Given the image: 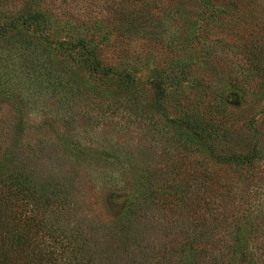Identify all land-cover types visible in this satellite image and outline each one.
<instances>
[{"label":"trees","instance_id":"obj_1","mask_svg":"<svg viewBox=\"0 0 264 264\" xmlns=\"http://www.w3.org/2000/svg\"><path fill=\"white\" fill-rule=\"evenodd\" d=\"M10 2L0 0V5ZM22 2L26 3L15 14L0 16V79L13 76L15 68L24 65L37 72L39 87L75 105L89 101L98 87L106 86L118 92L116 104L123 113L139 117L141 79L129 64L108 63L100 54V44L112 36L110 31L97 35L104 21L101 17L93 21L71 17L74 24L65 22L60 37L53 27L54 15L36 0ZM152 2L164 4V13L172 11L168 18L173 20H183L185 7L193 5L187 16L195 20L187 21L186 32L179 37L187 44L204 42L216 21L222 28L240 29L236 10L232 20L226 21L224 0H110L103 9L116 20L117 37L128 41L131 36L154 34L149 30L155 22ZM247 29L250 40L244 47L253 70L246 73L242 85L230 79L215 89L207 78H199L197 70L191 74L200 64H208L212 48L204 43H194L200 55L178 61L177 75L153 68L146 80L153 92L150 112L157 121L155 127L179 141L170 149L176 153L172 157L176 165L170 170L175 175L159 187L147 184L146 178L143 194L132 196L117 218L98 221L83 216L74 181L59 173L50 180L39 179L17 166V156H6L0 148V264H264V247L255 245L260 236L254 225L258 210L245 216L238 207L226 214L222 206L218 213L211 207L218 172L227 177L225 187L220 186L224 196L219 201L224 203L234 190L253 182L256 168L264 172V137L254 115L247 126L248 150L240 152L231 146L235 101L245 105L250 96H264V38ZM254 84L259 85L257 90L251 88ZM259 114L264 116V111ZM237 195L231 200L240 198ZM222 228L218 237L216 232Z\"/></svg>","mask_w":264,"mask_h":264},{"label":"rangeland","instance_id":"obj_2","mask_svg":"<svg viewBox=\"0 0 264 264\" xmlns=\"http://www.w3.org/2000/svg\"><path fill=\"white\" fill-rule=\"evenodd\" d=\"M36 2L57 18L53 27L60 37L64 35L65 22L74 24L71 17L80 21H93L95 17H101L104 21L97 35L101 36L110 31L112 36L106 44L99 43L100 54L108 63L129 64L133 70H137L141 79L143 89L137 99V112L142 113L137 117L133 113L125 114L118 108L116 103H119V95L113 88L107 90L106 86L98 87L95 97L75 105L74 102L62 100L61 95L53 96L45 88L39 87L34 77L37 72L25 68L24 65L20 64L15 68L13 76L1 75L0 148L5 150L6 156H17V166L27 169L39 179L50 180L59 173L74 181L78 190L76 198L80 214L84 213L83 216L87 218L97 217L98 221L119 217L132 196L135 197L140 192L143 194L145 187L142 185L146 183V178L147 184L149 182L151 185L153 182L154 187L174 179L175 174L170 170L173 169L172 164L176 165L172 158L176 153L171 154L170 149L179 144V141L172 134L161 133L155 127L157 121L150 112L153 109V92L146 81L153 68L166 73L173 71V75H177L178 61L185 60L186 55H200L202 51L196 53L194 43H204L212 48L208 64H200V69L191 70V74L197 70L199 78H207L208 84L215 89L230 79H236L242 85L246 73L253 70L244 47L250 40L247 26L256 32V36L264 38V31L258 32L251 25L264 30V0H224L226 21L232 20V10H236L235 16L239 18L236 20L240 23V29H234L232 25L222 28L220 21H216L215 26H209L204 42L202 39L192 40V44H187L179 37L184 29L186 32L187 21L195 20L194 17L191 20L187 16L193 11V5L185 7L188 11L185 10L183 20H173L168 18L172 11L164 13V4L152 2L150 12L155 22L149 30L150 34H154L131 36L126 41L117 37L114 24L116 20L112 18L111 12L103 9L110 0ZM24 4L22 0H12L6 6L0 5V16L13 15ZM98 36L94 38L95 42H98ZM223 36L225 40L221 38ZM173 38V43H169ZM184 38L186 39V34ZM123 47L128 51L124 52ZM17 61L16 58L14 62ZM251 88L257 90L259 85L254 84ZM106 91L110 94H106ZM120 102L126 104V100ZM235 103L234 106L239 112L234 113L231 118L235 130L231 146L242 152L247 149L250 137L247 126L252 115L264 137V116L259 114L264 111V96H250L245 105L236 101ZM16 121L19 122L18 126L14 124ZM160 166L166 169H161ZM252 176L253 182L249 181L248 184L240 186V190H234L225 198L224 203V199L219 201L224 196V188L220 186L225 187L227 177L223 172H218L215 177L218 180L217 186L211 191V207L218 213L217 210L222 206L224 214L230 213L232 207H238L240 215L245 216L258 210L254 225L260 236L255 245L261 249L264 247V172L261 168H256ZM239 193L240 198L231 200L232 195ZM222 230L223 228L217 231L216 235L220 236ZM216 239L217 237L214 238V243Z\"/></svg>","mask_w":264,"mask_h":264}]
</instances>
